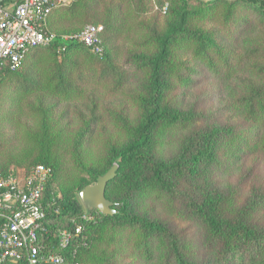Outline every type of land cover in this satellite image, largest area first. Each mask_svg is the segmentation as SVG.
I'll use <instances>...</instances> for the list:
<instances>
[{
	"label": "trees",
	"instance_id": "16d2710c",
	"mask_svg": "<svg viewBox=\"0 0 264 264\" xmlns=\"http://www.w3.org/2000/svg\"><path fill=\"white\" fill-rule=\"evenodd\" d=\"M165 1V12L150 14L151 0H72L52 10V43L32 47L14 69L0 68V176L12 163L51 167L46 195L53 197V182L60 190L52 226L82 222L86 242L76 257L85 264H203L201 242L219 264H264V224L250 203L237 206L236 185L220 190L210 176L246 155H264V0L158 3ZM87 21L104 26L101 53L63 37ZM125 32L129 45L119 57L114 39ZM244 69L251 78L235 93L228 79ZM205 71L224 80L226 106L241 121L196 126L166 157L171 136L201 116L183 110L178 90ZM95 86L123 91L122 104L87 105L89 116L70 134L71 109L62 104L83 100ZM114 164L105 195L115 212L93 208L96 217L82 219L77 192ZM173 220L193 224L199 237Z\"/></svg>",
	"mask_w": 264,
	"mask_h": 264
},
{
	"label": "built area",
	"instance_id": "2783aa9c",
	"mask_svg": "<svg viewBox=\"0 0 264 264\" xmlns=\"http://www.w3.org/2000/svg\"><path fill=\"white\" fill-rule=\"evenodd\" d=\"M71 1L0 0V68L7 64L14 69L32 47L52 43L56 33L49 28L48 17L53 9ZM151 1L156 9L167 10V1ZM103 30V24L87 23L63 37L101 53ZM50 178L51 167L45 163L12 168L0 176V264L23 258L29 264H83L76 257L77 244L86 242L82 222L73 227L52 226L49 210L56 213L59 207L54 197L46 195ZM56 244L63 250H54Z\"/></svg>",
	"mask_w": 264,
	"mask_h": 264
},
{
	"label": "rangeland",
	"instance_id": "374dc122",
	"mask_svg": "<svg viewBox=\"0 0 264 264\" xmlns=\"http://www.w3.org/2000/svg\"><path fill=\"white\" fill-rule=\"evenodd\" d=\"M153 8H151L148 13H155L156 9L152 3ZM160 11V10H159ZM162 12V11H161ZM146 16V14H145ZM87 23H93L92 21H87L82 23V25H70L71 28L63 32V35H70L79 30H81ZM97 24V23H96ZM102 24V23H100ZM54 32H56L54 30ZM57 33V32H56ZM114 44L119 50V57L123 54L122 49L128 47L126 32L121 34L118 39H114ZM61 58V55H59ZM249 70L244 69L240 71L235 77L228 79L230 84L233 86L235 93L241 90V84L245 83L251 78V75L248 74ZM196 82L193 83L190 87L179 88L177 100L181 105L183 110L192 111L194 114H200L201 116L195 124L184 125L182 129H179L177 133L172 137L169 143L162 149L163 154L166 157H172L181 143V139L184 135L190 133L196 126H211V125H223V124H235L241 121L240 116L236 111L231 110L229 105L226 106L227 102L230 101L231 91L225 86L224 80L219 77L213 76L209 71L203 72V74L195 77ZM233 92V91H232ZM123 91H112L101 86H95L94 90H89L85 93L84 99L71 102H65L62 104L61 109L65 106H69L70 117L67 119L68 126L67 130L70 134L76 133L81 128V122L79 118H87L89 116V111L86 109L87 105H96L99 108L102 107H115L123 102ZM125 101V100H124ZM100 112V109L98 110ZM97 148V143L93 142L91 144V151ZM31 166H25L17 163H12L10 165L9 171L12 168H30ZM8 171V172H9ZM213 185L220 190H227L228 188L236 185L239 188L238 194V204L237 206H242L245 204H251L253 210V216L257 220L264 224V155L253 154L246 155L242 159L236 161L234 166L229 169H215L214 172L210 174ZM94 183V182H92ZM55 191L57 193L55 194ZM59 191V192H58ZM50 195L54 198L60 196V190L56 182H53V188L50 190ZM79 196V191L77 192ZM56 200V199H55ZM57 201V200H56ZM82 202V201H81ZM146 205H149L150 200L147 201ZM83 204V203H82ZM156 204V203H155ZM84 206V204H83ZM154 209V212L165 216V211L159 205H153L151 207ZM93 208H86L84 206V211L81 213L82 219H93L96 217V213L92 212ZM86 214V217L84 215ZM75 224L78 222L76 218L73 219ZM173 220L174 223H178L180 227H183L184 231L187 233H194V237H199L197 233L196 226L185 221ZM197 239V238H196ZM202 241V239H201ZM199 258L203 264H219L216 262L211 253H208L201 242V251L199 253ZM85 264L84 260H81ZM134 264H141L139 261H135Z\"/></svg>",
	"mask_w": 264,
	"mask_h": 264
},
{
	"label": "water",
	"instance_id": "95a60500",
	"mask_svg": "<svg viewBox=\"0 0 264 264\" xmlns=\"http://www.w3.org/2000/svg\"><path fill=\"white\" fill-rule=\"evenodd\" d=\"M117 165L111 166L104 174L97 177L94 183L87 184L79 191V196L86 208H96L102 213L112 214V200L106 197L105 189L107 182L115 176Z\"/></svg>",
	"mask_w": 264,
	"mask_h": 264
}]
</instances>
